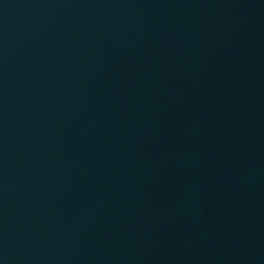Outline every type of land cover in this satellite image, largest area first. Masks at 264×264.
I'll use <instances>...</instances> for the list:
<instances>
[{
    "label": "water",
    "instance_id": "water-1",
    "mask_svg": "<svg viewBox=\"0 0 264 264\" xmlns=\"http://www.w3.org/2000/svg\"><path fill=\"white\" fill-rule=\"evenodd\" d=\"M0 264H264V0H0Z\"/></svg>",
    "mask_w": 264,
    "mask_h": 264
}]
</instances>
